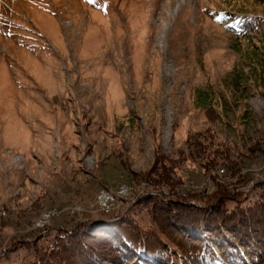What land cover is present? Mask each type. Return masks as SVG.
<instances>
[{
	"label": "rangeland",
	"instance_id": "rangeland-1",
	"mask_svg": "<svg viewBox=\"0 0 264 264\" xmlns=\"http://www.w3.org/2000/svg\"><path fill=\"white\" fill-rule=\"evenodd\" d=\"M243 175L264 180V0H0V264L102 222L72 248L93 256L121 213L173 249L141 199L200 205Z\"/></svg>",
	"mask_w": 264,
	"mask_h": 264
},
{
	"label": "trees",
	"instance_id": "trees-1",
	"mask_svg": "<svg viewBox=\"0 0 264 264\" xmlns=\"http://www.w3.org/2000/svg\"><path fill=\"white\" fill-rule=\"evenodd\" d=\"M239 19L240 29L249 32L253 27L252 19ZM246 183L247 177L243 175L236 182L226 184L225 188L217 186L215 191L204 197L208 200L200 205L178 199L165 202L157 197L142 198L143 208L150 214L156 209L171 214L162 222H169V232L172 234L166 236L175 244L173 249L156 247L149 239L152 237L150 226L135 230V224L124 223L125 216L121 218V213L115 216L121 219L120 226L109 229L111 235L104 239V244L108 245L102 246V251L94 250L93 256L82 251L85 259L79 258L73 249L77 243H83L95 225L102 222L81 223L64 232L58 230L47 248L37 240L32 244V259L22 264H264L261 260L264 257V242L262 244L260 240L264 239V196L254 192L259 186H264V180L257 181L252 188L243 192ZM197 196L191 197L195 199ZM161 212L159 215L166 217L165 212ZM115 220L109 217L108 223H116ZM252 224L257 228V233H262V237L243 233L245 229H240L242 232L236 236L227 233L231 225L241 227ZM212 227L222 228L223 232L226 230L228 239L217 240Z\"/></svg>",
	"mask_w": 264,
	"mask_h": 264
},
{
	"label": "built area",
	"instance_id": "built-area-1",
	"mask_svg": "<svg viewBox=\"0 0 264 264\" xmlns=\"http://www.w3.org/2000/svg\"><path fill=\"white\" fill-rule=\"evenodd\" d=\"M116 197H117V196H114V197L109 198V199L107 198L106 202H108V203L110 202V204H108V203L105 202V203H106V207H107V206L109 207V205H111V202H114V200H115ZM106 209H108V208H106Z\"/></svg>",
	"mask_w": 264,
	"mask_h": 264
},
{
	"label": "bare ground",
	"instance_id": "bare-ground-1",
	"mask_svg": "<svg viewBox=\"0 0 264 264\" xmlns=\"http://www.w3.org/2000/svg\"><path fill=\"white\" fill-rule=\"evenodd\" d=\"M105 196L103 197V202H106V200H107V198L109 199V198H111V197H107V195L106 194H104ZM118 199H119V197H118ZM106 203H108V202H106ZM112 203V202H111ZM108 204H110V202L108 203ZM113 204V203H112ZM106 205V204H105ZM115 205L116 204H113V207H115ZM108 212H110V210L108 209L107 210ZM105 213V212H104Z\"/></svg>",
	"mask_w": 264,
	"mask_h": 264
}]
</instances>
